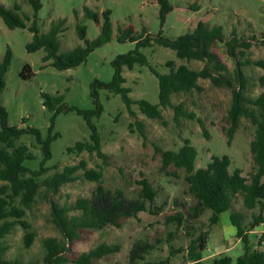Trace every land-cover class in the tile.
<instances>
[{
  "label": "rangeland",
  "instance_id": "1",
  "mask_svg": "<svg viewBox=\"0 0 264 264\" xmlns=\"http://www.w3.org/2000/svg\"><path fill=\"white\" fill-rule=\"evenodd\" d=\"M42 8L34 17L33 5L28 0H0V4L10 8L16 3L20 5L19 13L29 16L26 27L10 28L0 15V61L7 49L12 50V61L6 73V87L2 92L3 104L9 115V123L21 127H37L43 132V137L49 136V127L54 112L45 107L42 92L52 95H63L68 106L82 109L94 108L92 83L99 79L109 82L113 79L115 69L112 61L119 54L136 49L137 42L118 38L120 29L132 26L135 34L140 35L144 26L156 36L161 32L164 36L175 38L191 32L199 21L210 25L223 26L226 40L234 35L238 38L250 39L253 34L257 40L252 42L249 49L237 47V57L229 54L225 42L218 41L213 49L227 64L229 72L234 76L237 60L244 61L247 57L254 60H264V45L259 41L264 37V0H171L174 10L167 15L166 21L160 19V6L156 0H41ZM190 4H199L200 9L191 8ZM86 7L99 13L100 21L86 16ZM111 9L113 25L112 39L97 47L90 53L87 60L77 67L58 69L50 61H43L46 54L44 49L34 52L27 50V44L33 40L30 26L37 19L41 32H47L53 22L65 20V30L59 35L60 50L66 52L77 45L84 44L77 33V25L85 24L87 38L92 40L99 36L104 22V11ZM149 64H137L134 69L124 67L125 86L131 89L133 99H147L152 103L159 102V79L151 67L160 73H168L170 68L167 61L173 60L177 65L186 64L191 68L200 69L204 61H187L178 57L176 51L155 43L152 46L141 47ZM244 50L246 53L242 54ZM26 64H30L34 75L25 79L21 72ZM249 77L248 95L256 96L264 91V85L259 76L264 74V67L255 64L242 66ZM199 83L202 91L193 90L190 93H178L173 96V102H184L188 113L195 117L175 118L172 107L162 109L161 118H150L143 114L137 104L134 105L136 115L132 116L120 94L99 89V99L104 106L100 117L94 122L99 128L102 148L106 158L87 151L69 152L68 148L78 141L90 140L91 129L82 115L76 111H63L55 118L52 133L60 135L52 144V157L45 161V166L51 170L44 176L52 174L56 169L62 170L65 165L77 164L82 160L88 168L102 170L103 176L99 181H91L79 171V178L64 184L58 193L49 192L46 185L40 187L37 200L28 210L27 219L36 231L33 245L27 248L24 244V230L17 226L7 236L8 250L5 258H19L22 261H44L45 249L43 240L46 237L63 239L60 229L52 221L51 200L61 205H74L79 197H91L98 185L112 190L122 189L130 198H136L141 190L139 180L147 178L157 189L154 203L149 206L152 211H141L137 216L123 218L121 227L108 225L100 230L81 229L80 236L68 244L66 256L73 260L83 251L89 250L98 243H120L121 249L102 258L95 259V264H128V254L133 243L138 239H147L157 243V247L147 255V260L158 261L170 255L168 232L176 231L177 237L173 243L185 246L183 252L172 256L169 264H193V260L201 264H213L212 254L223 249L227 241L226 214L221 221L212 227V234L207 247L200 248L191 244V237L196 236L200 228L206 227L211 214L206 210L201 216L190 223L195 229L186 233L185 225L178 227L166 222V217L178 211L188 213L196 199L188 191V183L184 179V170L171 166L167 175L162 171V150L179 149L185 138H190L198 149L197 167L206 166L212 155H229L232 163L230 169L241 168L245 176L256 171V165L251 152V141L255 138L256 127L248 118L243 117L240 126L229 138L227 129L230 126L229 109L232 104V89L226 86H216L209 78H201ZM203 120L206 132L199 122ZM25 119V121H24ZM137 121L143 122V127ZM132 124V126H131ZM27 144L35 154L27 159L25 164L31 169H39L44 161V152L40 144L30 134H24L16 140V145ZM175 173V174H174ZM4 183L0 180V185ZM235 206H243L241 197L235 200ZM158 208V209H157ZM77 212V211H76ZM228 212V211H227ZM264 234V223L256 225L250 232L252 246L259 247L260 237ZM264 250V244L260 246ZM244 252V244L239 249L229 253L238 257ZM215 255V254H214ZM71 264V263H70Z\"/></svg>",
  "mask_w": 264,
  "mask_h": 264
},
{
  "label": "trees",
  "instance_id": "2",
  "mask_svg": "<svg viewBox=\"0 0 264 264\" xmlns=\"http://www.w3.org/2000/svg\"><path fill=\"white\" fill-rule=\"evenodd\" d=\"M34 8V17L42 8L41 0H28ZM160 6V19L166 21L167 15L174 10L171 0H156ZM193 9H200L199 4H190ZM20 5L6 7L0 4V15L10 28L26 27V19L19 13ZM88 18L100 21L99 13L86 7ZM111 9L104 11V22L100 34L95 39L87 38V27L85 24L77 25V33L84 44L62 52L60 50L59 35L65 30V20L53 22L47 32H41L37 19L35 18L30 30L33 32V40L27 44V50L34 52L44 49L46 54L43 61H50L51 65L62 70L77 67L85 62L97 47L110 41L113 35L111 21ZM122 34L120 41L131 40L137 42V47L127 53L119 54L112 61L115 69L114 77L109 82L96 79L92 83V96L94 97V108L82 109L68 106L64 102L63 95H52L42 92L43 103L50 111L54 112L52 123L49 127V136L43 137V132L37 127H21L9 123V115L3 104L2 92L6 87V73L12 61V50L7 49L6 54L0 61V264H41L38 260L22 261L19 258H5L8 250L7 236L20 226L24 230V244L31 247L36 238V231L32 223L27 219L30 210L37 200L42 185H46L49 192L58 193L60 188L67 183L79 178V171L83 170V176L91 181H99L102 170L88 168L87 162L82 160L77 164L65 165L62 170L56 169L52 174L44 176L51 168L45 166V161L52 157V142L58 138L59 132L52 133L55 127V118L60 112L70 110L82 115L91 129L90 140L78 141L74 146L68 148L69 152L81 153L87 151L96 153L106 158L103 151L101 135L95 117H100L104 106L99 99V89H106L111 93L120 94L128 111L132 116L136 115L134 105L150 118H161L162 109L172 107L175 118L195 117L194 113H188L185 103L173 102V96L178 93H190L193 90L202 91L199 83L201 78H209L216 86H226L232 89V104L229 109L230 126L227 129L229 138L240 126L243 117L248 118L256 127L255 138L250 147L256 165V171L250 177L243 174L241 168L230 169L232 160L229 155H212L211 161L206 166L197 167L198 149L190 138H185L182 146L177 149L162 150V171L167 175L173 174L169 168L173 165L183 169L184 179L188 183L189 193L195 197L196 203L191 206L188 213L178 211L166 217V222L182 227L185 222L186 233L195 226L190 222L201 216L206 210L211 214L206 227L200 228L196 236L191 237V244L205 248L210 241L212 227L218 223L224 212H229L231 220L237 229V237L244 244V252L234 258L227 253L215 255L213 264H264V250L260 248L264 244V234L260 237L259 247L252 246L250 232L259 223H264V91L256 96L248 95L246 92L249 77L245 74L242 66L258 65L264 67V60H254L247 57L244 61L237 60L234 76L229 72L227 64L221 56L214 51L213 47L218 41L225 42L231 56L237 57V47L249 49L257 35L253 34L250 39L238 38L234 35L226 40L223 26L220 24L210 25L199 21L193 31L181 34L175 38H169L159 32L153 36L147 26L143 32L136 35L132 26L120 29ZM264 45V37L259 40ZM155 43L172 48L178 57L187 61L200 60L205 65L200 68H191L186 64L177 65L175 61H167L170 68L168 73H160L153 67L152 71L159 79V102L152 103L147 99H133L130 95L131 89L125 86L126 78L123 74L124 67L134 69L137 64L148 65V59L142 52L141 47L152 46ZM242 54L246 52L241 51ZM34 75L30 64H26L21 76L29 79ZM259 81L264 85V74L259 76ZM25 121V119H24ZM199 122L206 132L203 120ZM138 126L143 127V122L137 121ZM132 126V124H131ZM24 134L32 135L36 142L41 145L44 152V161L39 169H31L25 164L27 159H32L35 154L27 144L16 145V140ZM207 134V132H206ZM208 135V134H207ZM175 174V173H174ZM141 190L136 198H130L122 189L112 190L103 185H98L91 197H79L74 205L64 204L51 200L52 221L60 229L63 239L58 237H46L43 240L45 249L44 261L46 264H95L97 258L114 254L121 249L120 243H108L102 241L89 250L83 251L75 259L70 260L65 254L68 244L80 236L81 229L100 230L108 225L121 227L123 218L137 216L141 211H152L149 204H153L157 189L151 182L144 178L139 180ZM241 197L243 206L237 208L235 200ZM158 209V208H157ZM77 211V212H76ZM152 213H155L152 211ZM176 231H169L167 241L170 242V255L166 259L152 261L147 260V255L157 247V243L147 239H138L133 243L128 254V264H169L172 256L183 252L187 247L176 246L173 241L177 237ZM193 264H201L196 261Z\"/></svg>",
  "mask_w": 264,
  "mask_h": 264
},
{
  "label": "crops",
  "instance_id": "3",
  "mask_svg": "<svg viewBox=\"0 0 264 264\" xmlns=\"http://www.w3.org/2000/svg\"><path fill=\"white\" fill-rule=\"evenodd\" d=\"M225 214H226L227 219H226V224L224 225V227L227 230V234H226L227 239H225V241H227V242L222 247L223 249H220V251L214 253L215 255H218V254H221V253L230 252L233 249H236L237 247L239 249V245L242 242L241 239L238 238L237 235H236L237 234V229H236V227L234 226V224H233V222L231 220V217H230V213L229 212L222 213L221 216H220V219H219L218 223L221 221V217L223 215H225ZM218 223H216V224H218ZM194 245H196V244H194ZM214 254H212L213 257L215 256ZM227 254H229V253H227ZM213 257H212V259H213ZM234 258H236V257H234ZM194 262H196V260H193L191 263H194Z\"/></svg>",
  "mask_w": 264,
  "mask_h": 264
}]
</instances>
